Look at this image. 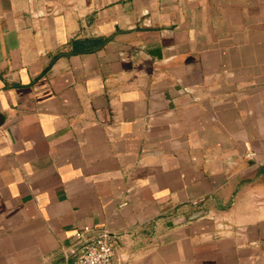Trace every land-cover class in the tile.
Masks as SVG:
<instances>
[{
  "label": "crops",
  "instance_id": "crops-1",
  "mask_svg": "<svg viewBox=\"0 0 264 264\" xmlns=\"http://www.w3.org/2000/svg\"><path fill=\"white\" fill-rule=\"evenodd\" d=\"M256 0H0V264H264Z\"/></svg>",
  "mask_w": 264,
  "mask_h": 264
},
{
  "label": "built area",
  "instance_id": "built-area-1",
  "mask_svg": "<svg viewBox=\"0 0 264 264\" xmlns=\"http://www.w3.org/2000/svg\"><path fill=\"white\" fill-rule=\"evenodd\" d=\"M90 228L77 232L82 254L75 264H114L112 244L104 237H92Z\"/></svg>",
  "mask_w": 264,
  "mask_h": 264
},
{
  "label": "rangeland",
  "instance_id": "rangeland-1",
  "mask_svg": "<svg viewBox=\"0 0 264 264\" xmlns=\"http://www.w3.org/2000/svg\"><path fill=\"white\" fill-rule=\"evenodd\" d=\"M264 58V0L253 2V51Z\"/></svg>",
  "mask_w": 264,
  "mask_h": 264
}]
</instances>
